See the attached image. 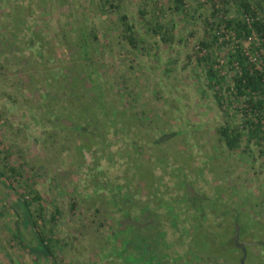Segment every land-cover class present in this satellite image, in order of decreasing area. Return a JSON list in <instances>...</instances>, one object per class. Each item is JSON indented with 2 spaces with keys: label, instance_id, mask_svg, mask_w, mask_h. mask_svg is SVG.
<instances>
[{
  "label": "rangeland",
  "instance_id": "1",
  "mask_svg": "<svg viewBox=\"0 0 264 264\" xmlns=\"http://www.w3.org/2000/svg\"><path fill=\"white\" fill-rule=\"evenodd\" d=\"M102 1L0 0V264H239L234 224L244 264H264V141L242 128L226 145L244 102L223 83L218 106L198 63L237 71L229 55L252 40L221 19H244L240 0Z\"/></svg>",
  "mask_w": 264,
  "mask_h": 264
},
{
  "label": "trees",
  "instance_id": "2",
  "mask_svg": "<svg viewBox=\"0 0 264 264\" xmlns=\"http://www.w3.org/2000/svg\"><path fill=\"white\" fill-rule=\"evenodd\" d=\"M262 1L264 0H256L255 4L257 7L262 9ZM107 2V0L102 1V7ZM172 5L174 10H179L182 7L183 0H172ZM239 5L243 8L244 11L250 12L254 15V13L251 10V4L247 0H240ZM122 23L124 24V28L122 30V35L124 38H126L127 42L131 44L132 46L136 45V36L132 29V25L127 21V18L125 15L121 16ZM222 21H225L226 25L229 27H232L234 29V32L237 37L239 38H246L250 32L251 28L248 26V24L245 22L244 19L230 16L226 19L222 18ZM252 27L256 30L258 35L264 36V22L262 20H259L255 17V19L252 21ZM88 30L85 32L83 30L79 45H80V52L84 59H90L89 54V48H88V36L89 34L92 35L94 38H96L97 34L94 32L92 28H87ZM158 30V27H154L153 31L156 33ZM163 40H168L169 37L162 34L161 36ZM213 40H216V35L212 34ZM202 45L206 46L209 45L206 42H201ZM254 45L252 44V47ZM215 57L210 54H203L200 59L198 60V63L204 65L205 74L207 77H215V83L211 84L212 91L214 98L218 104V106H222V103L224 101L225 96L227 95L221 94L220 89L223 87V83H225V87L227 89H231L232 95L236 98V100L244 102V105L242 107H237V111L241 114V121L242 124L239 127H233L230 124L222 125L219 128V133L223 137L226 145L229 148H236L241 139L242 134V128L246 129L247 131V137L249 140L253 138H260L262 141H264V68L263 69H257L255 68L248 60L247 55L243 51V45L241 42H237L234 46L233 51L229 55L228 62L233 63L236 62L238 69L233 74V76L230 78V81H225V76L223 74H220L218 68L214 66ZM217 84V85H216ZM231 95V94H230ZM99 106L101 107L102 104L99 103ZM11 172H15V168H10ZM4 172L0 171V175H3ZM34 196L37 198L39 195L37 193L34 194ZM21 202H26L27 200L22 196ZM28 204V203H27ZM17 211V210H16ZM28 213H30L29 210H27ZM143 211H145L146 214H148V207L143 208ZM122 215L123 219H126V217H130L131 211L129 208H123L122 209ZM24 224L27 226V223L30 225V227L37 232L39 235V241L41 244H43L46 254H50L52 252L50 244L45 242L44 236L41 235V232L38 231V229L34 228L35 223L33 222L32 215L27 214V216H24ZM150 224L154 223V219L149 220ZM133 226V225H130ZM139 228V226H133ZM146 237L144 238V241L138 245V247L142 248L144 250V253L148 254V257L150 256L151 260L155 257V254L153 251H155L157 248L146 250L145 246L147 245L148 241H145ZM156 245L154 242H149V244ZM137 245V244H136ZM29 251L33 252L34 250L30 249ZM160 255H167L161 254V252L158 253V257L160 258ZM198 255H196L197 257ZM162 263L161 261L153 263L158 264Z\"/></svg>",
  "mask_w": 264,
  "mask_h": 264
},
{
  "label": "built area",
  "instance_id": "3",
  "mask_svg": "<svg viewBox=\"0 0 264 264\" xmlns=\"http://www.w3.org/2000/svg\"><path fill=\"white\" fill-rule=\"evenodd\" d=\"M255 19V16L251 13L244 12V20L251 28L250 34L247 36L252 43L249 48L243 47L244 53L247 55L249 62L257 69L264 68V52H262L261 45L264 42V36L258 35L255 29L252 27V21ZM254 45L253 47L251 45ZM236 68L238 66L236 62L234 63Z\"/></svg>",
  "mask_w": 264,
  "mask_h": 264
},
{
  "label": "water",
  "instance_id": "4",
  "mask_svg": "<svg viewBox=\"0 0 264 264\" xmlns=\"http://www.w3.org/2000/svg\"><path fill=\"white\" fill-rule=\"evenodd\" d=\"M124 221L128 222V223H133L134 225H138V226L142 225L141 222L134 220V219H131V218H126V219H124ZM234 241H235L236 245L240 246L242 251H243V256L240 259V264H244V257H245L246 251H245V247H244L243 243L238 241V226H236Z\"/></svg>",
  "mask_w": 264,
  "mask_h": 264
},
{
  "label": "flooded vegetation",
  "instance_id": "5",
  "mask_svg": "<svg viewBox=\"0 0 264 264\" xmlns=\"http://www.w3.org/2000/svg\"><path fill=\"white\" fill-rule=\"evenodd\" d=\"M29 227H30V225H29ZM235 231H236V224H234L233 235H232V242H233V244H234L237 248L240 249V251H241V253H242L241 255L243 256V251H242L241 247L238 246V245H236V243H235V241H234ZM241 232H242V229H240V228L238 227V241L242 242L243 245H244V247H246V244L248 245L249 242H246L245 240L239 238ZM245 251H246V248H245ZM245 254H246V252H245ZM242 256H241V257H242ZM244 258H245V257H244ZM239 264H240V262H239Z\"/></svg>",
  "mask_w": 264,
  "mask_h": 264
}]
</instances>
